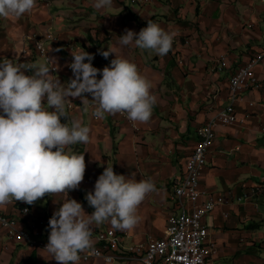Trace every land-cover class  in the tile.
<instances>
[{
	"label": "crops",
	"instance_id": "0c3cea01",
	"mask_svg": "<svg viewBox=\"0 0 264 264\" xmlns=\"http://www.w3.org/2000/svg\"><path fill=\"white\" fill-rule=\"evenodd\" d=\"M93 2L36 0L31 13L20 18H0V62L7 59L13 63L46 64L53 78L58 77L61 83L74 78L68 67L73 60L71 52L84 50L92 54V64L98 69L109 66L115 54L137 65L139 73L151 83L150 93L156 99L147 123L135 122L134 127L122 114H106L97 120L91 116V109L84 110L80 98H69L76 105L70 108L66 104L70 119L62 117L61 122L70 125L71 119H79L82 126L89 127L90 141L66 149L83 154L86 164L83 181L77 190L68 192V198L81 203L85 213L91 214L94 208L85 197L94 191L104 167L113 164L116 174L149 180L155 186L138 205V223L123 243L143 241L148 234L162 237L168 216L179 211L172 198L175 180L186 172L188 159L199 141L198 128L227 103L229 79L235 69L264 48V0H113L112 7L101 10L94 9ZM148 20L173 35L168 54L160 56L118 43L126 30L139 33ZM49 27L57 38L45 42L51 63L41 56L31 39V35L44 39ZM108 49L115 53L105 59L100 52ZM221 54L228 55L229 67L216 71ZM52 65L58 69L52 70ZM256 73L264 79V62L256 66ZM244 97L237 110L245 122L218 128L201 176L202 187L228 198L231 193L235 197L251 194L248 200L232 198L205 218L210 237L219 247L215 260L219 263V258L223 264H261L262 257L257 253L264 245V93L247 91ZM87 98L92 99L89 95ZM250 101L257 104L251 106ZM254 187L260 188V193L253 195ZM66 199V194H55L46 195L34 205L14 201L0 205V212L21 219V207L28 205L34 214L48 212L51 218ZM90 227L94 233L112 226L105 222ZM0 264L57 262L44 249L9 240L0 228ZM76 264L144 263L133 258L112 263L97 258ZM155 264L164 262L158 260Z\"/></svg>",
	"mask_w": 264,
	"mask_h": 264
},
{
	"label": "clouds",
	"instance_id": "9594fccd",
	"mask_svg": "<svg viewBox=\"0 0 264 264\" xmlns=\"http://www.w3.org/2000/svg\"><path fill=\"white\" fill-rule=\"evenodd\" d=\"M35 6L36 0H0V18H20ZM92 6L108 9L113 0H94ZM118 43L163 56L172 48L173 35L148 20L139 33L126 30ZM111 53L115 52H100L105 59ZM71 56L68 67L74 78L67 83L54 79L43 63L0 62V205L13 201L34 205L46 195L66 194L48 222L50 233L44 248L57 264H76L79 253L92 247L93 223L132 229L138 223V205L155 190L149 180L116 174L112 164L104 167L94 191L85 197L94 208L91 214L68 198V192L77 190L83 181L86 164L83 154L66 149L90 141V129L79 119H71L70 125L61 122L62 117L70 119L66 111L69 98H80L84 110L91 109L97 120L106 114H122L134 123H147L156 102L151 83L129 60L115 54L109 66L98 69L92 64L94 56L84 50L71 52Z\"/></svg>",
	"mask_w": 264,
	"mask_h": 264
},
{
	"label": "built area",
	"instance_id": "2783aa9c",
	"mask_svg": "<svg viewBox=\"0 0 264 264\" xmlns=\"http://www.w3.org/2000/svg\"><path fill=\"white\" fill-rule=\"evenodd\" d=\"M137 2L148 3L149 0H133V3ZM31 39L41 56L51 63V55L45 45L46 40L57 39L51 27L47 30L44 39L35 35H31ZM263 62L264 48L235 69L229 79L227 103L212 112L208 120L198 128L199 141L188 159L186 172L175 180L172 198L179 211L168 216L164 236L155 237L148 234L143 241L124 244L123 239L129 235V230H117L113 227L98 230L92 233V247L79 253L80 259L76 263L97 258H102L108 263L118 259L133 258L141 260L144 264H155L158 260H162L164 264H219L215 260L219 247L210 237V226L205 218L217 206L230 203L232 198L248 200L251 194L245 192L235 197L231 193V198H228L222 193L202 187L201 176L208 164V155L215 144L218 128L245 122V117H241L237 110V105L245 100L244 93L247 91L264 93V79L259 78L256 73V66ZM51 67L54 71L58 69L56 65ZM228 67V55L221 54L217 59L216 71ZM249 104L254 106L257 103L250 101ZM75 105L73 101L68 102L70 108ZM130 123L137 127L134 122L130 121ZM251 192L253 195L258 194L260 188L254 187ZM21 212L23 214L21 219L0 212V228L5 231L9 240L28 244L32 248L44 249L50 233L49 213L34 214L28 205L21 207ZM225 215L228 216V213Z\"/></svg>",
	"mask_w": 264,
	"mask_h": 264
},
{
	"label": "rangeland",
	"instance_id": "374dc122",
	"mask_svg": "<svg viewBox=\"0 0 264 264\" xmlns=\"http://www.w3.org/2000/svg\"><path fill=\"white\" fill-rule=\"evenodd\" d=\"M42 62V61H41ZM221 127V126H220ZM263 209H264V207H263ZM257 249V248H256ZM259 256H261L262 258H260V262H261V264H264V245H263V248H259L258 249V253H257ZM217 261L219 262V263H221V264H223V261L221 260V259H217Z\"/></svg>",
	"mask_w": 264,
	"mask_h": 264
}]
</instances>
